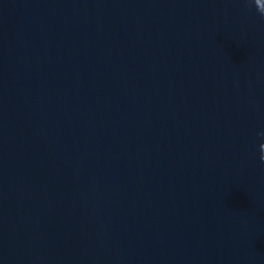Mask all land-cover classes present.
<instances>
[{
    "label": "water",
    "instance_id": "1",
    "mask_svg": "<svg viewBox=\"0 0 264 264\" xmlns=\"http://www.w3.org/2000/svg\"><path fill=\"white\" fill-rule=\"evenodd\" d=\"M260 133L255 0H0V264H264Z\"/></svg>",
    "mask_w": 264,
    "mask_h": 264
},
{
    "label": "clouds",
    "instance_id": "2",
    "mask_svg": "<svg viewBox=\"0 0 264 264\" xmlns=\"http://www.w3.org/2000/svg\"><path fill=\"white\" fill-rule=\"evenodd\" d=\"M245 3H249V0H244ZM255 4L257 6V11L259 12L260 16L264 18V0H255ZM260 135H264V133H260ZM261 145H264L262 143ZM260 145V148H261ZM260 159L262 162H264V150L261 149V156Z\"/></svg>",
    "mask_w": 264,
    "mask_h": 264
}]
</instances>
